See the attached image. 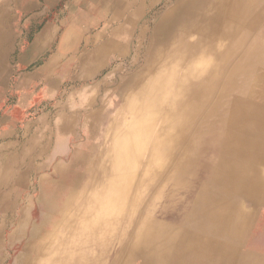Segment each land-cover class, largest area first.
<instances>
[{
  "label": "bare ground",
  "instance_id": "bare-ground-1",
  "mask_svg": "<svg viewBox=\"0 0 264 264\" xmlns=\"http://www.w3.org/2000/svg\"><path fill=\"white\" fill-rule=\"evenodd\" d=\"M105 2L134 47L104 81L124 103L83 95V150L2 263L264 264V0Z\"/></svg>",
  "mask_w": 264,
  "mask_h": 264
},
{
  "label": "rangeland",
  "instance_id": "rangeland-1",
  "mask_svg": "<svg viewBox=\"0 0 264 264\" xmlns=\"http://www.w3.org/2000/svg\"><path fill=\"white\" fill-rule=\"evenodd\" d=\"M37 1V5L31 6L25 0H0V30L4 33L0 40V167L11 164L2 174L4 185L0 195L9 198L10 202L0 199V239L3 240L0 264H8L2 260L20 251L17 245L32 239L36 223L46 218L42 207L45 190L55 187V181L62 177V170H67L77 153L83 150L87 141L83 122L89 113L80 107L83 95L99 85L100 89L91 94L96 99L95 105H105L108 112L116 114L124 100L119 96L120 90L111 88L114 84L106 96L104 81L112 82L117 75L126 76L131 70L132 59L129 58L118 61L123 66L122 71L113 75L102 74L95 82L87 83L91 85L86 88H82L83 84L64 81L56 89H35L26 99L20 98L14 86L20 74L16 57L22 47L31 43L47 23H56V39L71 28L83 29L80 33L89 35V25L99 18L100 12L101 17L106 12L105 0ZM163 5L161 3L151 10L146 4L143 22L160 12ZM110 20L111 14L107 13L98 20V28L107 29ZM97 26L93 27L94 31ZM143 59L141 54L140 62ZM75 113L79 116L70 131L59 133L60 120L72 119ZM24 187L27 190L23 193ZM14 234L19 236L18 244L9 243V236Z\"/></svg>",
  "mask_w": 264,
  "mask_h": 264
},
{
  "label": "crops",
  "instance_id": "crops-1",
  "mask_svg": "<svg viewBox=\"0 0 264 264\" xmlns=\"http://www.w3.org/2000/svg\"><path fill=\"white\" fill-rule=\"evenodd\" d=\"M25 1L31 6L38 3L37 0ZM46 2L50 3V0ZM19 6L22 7L21 3ZM95 8L99 10L100 6L95 5ZM104 17L105 15L102 16ZM99 19L96 18L95 22L89 25V35L83 36L80 33L83 29L71 28L66 29L57 39L54 34L56 23H47L31 43L24 45L16 57L20 74L14 89L19 91L20 98L26 99L35 89H56L64 81L83 84L82 88H86L91 85L87 83L95 82L102 74L113 75L122 71L123 66L118 61L132 59L135 55L134 47L128 36L98 28ZM94 26H97L95 31ZM73 116L76 122L79 114L75 113ZM10 165L7 163L0 167V194L4 185L2 174L9 170ZM22 190L24 193L27 189L24 187ZM0 199L5 198L0 195Z\"/></svg>",
  "mask_w": 264,
  "mask_h": 264
}]
</instances>
